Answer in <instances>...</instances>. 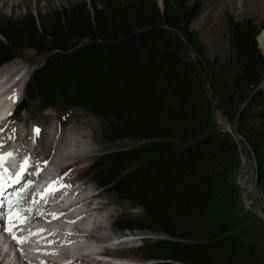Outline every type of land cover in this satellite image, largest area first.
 <instances>
[{"label": "trees", "instance_id": "obj_1", "mask_svg": "<svg viewBox=\"0 0 264 264\" xmlns=\"http://www.w3.org/2000/svg\"><path fill=\"white\" fill-rule=\"evenodd\" d=\"M200 9L73 0L0 16V67L23 51L43 57L17 112L33 103L99 122L107 151L84 173L137 211L112 228L149 234L138 247L145 264H264V210H245L235 181L245 147L264 198V23L227 16L220 58L191 28ZM216 112L234 135L218 129Z\"/></svg>", "mask_w": 264, "mask_h": 264}, {"label": "rangeland", "instance_id": "obj_2", "mask_svg": "<svg viewBox=\"0 0 264 264\" xmlns=\"http://www.w3.org/2000/svg\"><path fill=\"white\" fill-rule=\"evenodd\" d=\"M69 1L73 0H0V16L14 18L26 11L35 14L38 11H44L46 8L55 7L60 3ZM156 1L160 6V0ZM193 1H199L201 9L196 19L192 22L191 28L198 33L208 55H217L220 58L224 56V27L227 16H232L237 20L251 19L256 24L264 23V0H187L188 3H192ZM257 44L264 59L263 49L259 42ZM42 59V56H38L31 51H23L19 58L8 62L5 67H9L10 65L15 66L18 75L22 70H26L30 74V71L37 67L42 62ZM29 74L26 73V77ZM214 119L219 130L234 135L231 126L225 123L217 112L215 113ZM17 122L21 127L18 130L21 131L23 129L26 134L29 132V126L38 127L41 132L37 141L40 144L44 143V136H47L45 135L46 133H54L55 131L58 136H63V138L67 135L69 137L67 141H69L70 146L65 141L63 149H66V151L63 150V153L68 154L69 152L70 157H62V163L60 165H72V173L75 175L79 173L78 176L84 179V182L88 184L89 188L92 186V188L96 189L95 185L90 182V179L84 173V170L89 164L94 163L97 157L107 151V147L100 140L99 122L95 118L79 109H45L40 111L31 103L25 112H20ZM55 127L57 130L54 129ZM67 130L68 132H65ZM74 142L79 146H74ZM116 147H128V144L119 143ZM42 151L37 150L35 155H39ZM82 156L85 157L80 158ZM235 181L239 186L241 199V196L243 198L245 194L246 187L251 185L253 187V163L245 147L240 148V168L235 175ZM254 193L257 194L255 190ZM260 198H262L261 201L258 200L257 203L261 206V210H264V198L261 195ZM97 200L100 202L99 206L102 208V217L100 218V215H98L96 219L99 218L101 220L103 229L97 230L96 235H100V238L102 237L104 242L109 241V243L115 242V238L130 240L126 242L127 244L124 243L126 244L125 247L120 246L117 248L120 251L107 253L106 256L114 260L112 263L106 264H145L146 262L141 259L138 247L140 246L141 239L151 238L149 234L136 232L119 233L112 228L113 220L119 216L135 214L137 211L125 203L118 202L112 195L103 191H100ZM241 201L244 202L247 200L241 199ZM88 223L86 221V225L84 226H87ZM94 249L92 248V250Z\"/></svg>", "mask_w": 264, "mask_h": 264}, {"label": "bare ground", "instance_id": "obj_3", "mask_svg": "<svg viewBox=\"0 0 264 264\" xmlns=\"http://www.w3.org/2000/svg\"><path fill=\"white\" fill-rule=\"evenodd\" d=\"M258 42L260 43V46L262 47L263 52H264V35L263 34L258 37ZM6 65H7V63L0 67V114L3 113L7 109V106L5 104H2V98L5 97L10 92H13L16 97H19L20 93L22 94V89L24 87L23 85H25V82L27 81V79L29 77V76L26 77V73L29 74L28 72H26V70H22L20 72V74L18 75V71H17V68L15 66H13V65L9 66L8 65L9 67H5ZM0 128H3V132H0L1 138H6V136L8 134L12 133V128H10L9 130H6L4 126H0ZM54 129H56V127ZM65 132H68V130ZM45 135H48V133H46ZM20 136L22 137V139L19 142V144H22L23 146H25V144L27 142V138H29V136L27 134H24V132L22 134H20ZM66 137H68V136L67 135L64 136V141H66L67 145H69V141H67V140H69V137L68 138H66ZM62 139H63V136L60 137V141ZM75 142H76V140H75ZM55 145H58L57 141L54 143V146ZM74 146H77V143H75ZM63 150L66 151V149H63ZM32 152H33V154H36L37 150H33ZM62 157H66V158L70 157L69 152H68V154L65 153V155ZM83 157H85V156H82L80 158H83ZM69 160H71V159H69ZM61 161H62V159H61ZM68 162L70 163V161H68ZM68 162H66V163H68ZM76 171H77V169H76ZM98 197H99V195L96 194L90 202L91 208H88L90 213L89 212L87 213V216L89 218L83 220L82 223H79V224H75V223L70 224L69 230L75 231L76 233H78V236L75 237V238H78V240H85V241L93 242L94 243L93 247L94 248L97 247L98 250L100 251L98 253V255L106 257L107 253L120 251V250L115 249V246H121V245L125 246L127 244L126 242H128L130 240L115 238L116 239L115 243L112 242L114 245H110V246H112V248H110V247H108L109 241L104 242L103 241L104 239L102 237L100 238V235H98L99 237L96 235L97 230H99L103 227L102 223L100 222L101 220L99 218L96 219V217L98 215H100L99 216L100 218L102 217L101 216V212H102L101 209L102 208L99 206L100 202L97 200ZM90 199L91 198H87L84 200V202H88ZM81 214H82V212H79V215H81ZM87 220H91V226L88 230L84 231V228H85L84 225H86ZM103 224H104V222H103ZM82 226H84V227L82 228ZM56 235H57V238L55 239V242L53 245H55L56 247H59V248H61L62 243H66L69 241L70 238H72V236H65V234L63 235L61 232H57ZM46 239L52 241V235H50L48 233L46 235ZM124 243H126V244H124ZM91 250H92V248L90 249V247H88L87 245L86 246L75 245L72 251H69L65 248L63 250L59 249L58 251L54 252V253H57L56 255H48V256H54L58 259V260H56V259L52 258L53 262L50 264H67V262H69V261L71 262V264H106L105 262H103V263L95 262L90 257L91 252H87V251H91ZM10 252H11V247L9 245H6L4 242H0V264H20V262L17 258L10 257ZM49 253H52V252H49ZM68 256H70L71 258H69ZM48 263L49 262H47V264Z\"/></svg>", "mask_w": 264, "mask_h": 264}, {"label": "snow or ice", "instance_id": "obj_4", "mask_svg": "<svg viewBox=\"0 0 264 264\" xmlns=\"http://www.w3.org/2000/svg\"><path fill=\"white\" fill-rule=\"evenodd\" d=\"M11 99H15V96L11 97ZM15 129L12 131V135L7 138H0V148L3 147L6 139H14L15 138ZM0 132H3V128H0ZM40 129L34 126V136L33 142H35L36 138L39 136ZM14 157L13 152L3 153L0 152V231H3L11 236V239L16 244L25 243L31 236H39L41 233L45 232L46 229H37V230H28V236H18L17 231L21 229L22 225L30 223L32 216L22 213L16 209V204L19 203V200L23 197L21 193L27 192L28 189L32 186V181H27L24 185H22L19 189H15L11 193H8L7 189L14 188L15 185L21 183V180L25 179V174L29 168V158L25 157L24 160L20 164V170L15 174V177H11L9 173V169L5 166L6 161L10 158ZM62 178H57L52 181L48 187L40 193L35 194L36 199L32 201L33 204L39 205L41 202L44 204L48 203V197L54 195L56 191L59 190L60 187H66L61 183ZM15 198V199H14ZM32 209H27V213H31ZM44 212L38 210L36 215H43ZM53 219H58L59 215L57 213H49ZM69 223H74V221H69ZM50 235H54V233H49ZM42 240L45 241L47 245H51L53 241L47 240L45 237H41ZM39 242V241H37ZM70 243V241H68ZM44 255H56L57 253H43ZM41 264H47L46 261H41ZM67 264H71V262H67Z\"/></svg>", "mask_w": 264, "mask_h": 264}, {"label": "crops", "instance_id": "obj_5", "mask_svg": "<svg viewBox=\"0 0 264 264\" xmlns=\"http://www.w3.org/2000/svg\"><path fill=\"white\" fill-rule=\"evenodd\" d=\"M241 199H245L247 201H250L252 203V211L257 214L258 216L260 215L259 213V206H258V203L255 199V193H254V190H253V187L252 185L251 186H247L246 187V191H245V194L243 195V198L241 196ZM243 202V201H242Z\"/></svg>", "mask_w": 264, "mask_h": 264}, {"label": "built area", "instance_id": "obj_6", "mask_svg": "<svg viewBox=\"0 0 264 264\" xmlns=\"http://www.w3.org/2000/svg\"><path fill=\"white\" fill-rule=\"evenodd\" d=\"M242 204H243V207H244V209L245 210H251V208H252V203L250 202V201H244V202H242ZM258 206H259V213H260V217L262 216V214H263V210H261L262 208H261V206L259 205V203H258Z\"/></svg>", "mask_w": 264, "mask_h": 264}, {"label": "water", "instance_id": "obj_7", "mask_svg": "<svg viewBox=\"0 0 264 264\" xmlns=\"http://www.w3.org/2000/svg\"><path fill=\"white\" fill-rule=\"evenodd\" d=\"M264 35V32H261ZM264 87V80L260 83V85L258 86V88H262Z\"/></svg>", "mask_w": 264, "mask_h": 264}, {"label": "clouds", "instance_id": "obj_8", "mask_svg": "<svg viewBox=\"0 0 264 264\" xmlns=\"http://www.w3.org/2000/svg\"><path fill=\"white\" fill-rule=\"evenodd\" d=\"M104 192V191H103Z\"/></svg>", "mask_w": 264, "mask_h": 264}]
</instances>
